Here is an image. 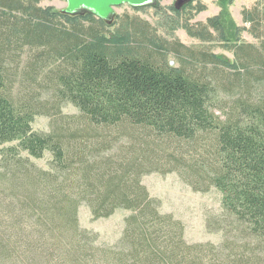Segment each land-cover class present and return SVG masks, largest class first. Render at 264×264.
I'll return each mask as SVG.
<instances>
[{
  "label": "trees",
  "instance_id": "obj_1",
  "mask_svg": "<svg viewBox=\"0 0 264 264\" xmlns=\"http://www.w3.org/2000/svg\"><path fill=\"white\" fill-rule=\"evenodd\" d=\"M39 1L0 0V144H8L0 148V264H264V5L244 16L256 23L257 45L240 42L224 15L202 25L217 31L233 60L199 52L201 60L245 76L222 118L209 76L148 52L136 56L118 33L105 39L114 20L41 8ZM23 46L35 49L21 69L27 81L36 84L51 67L48 112L47 104L18 103L12 94L7 61L20 63ZM62 101L80 116L59 117L51 132L32 128L36 115ZM105 132L133 144L102 155L114 148ZM46 153L44 170L30 158ZM152 171H176L194 191L220 193L221 213L207 228L223 232L221 243L186 242L181 221L161 212L141 183ZM82 204L93 219L130 212L115 245H99L96 233L80 227Z\"/></svg>",
  "mask_w": 264,
  "mask_h": 264
},
{
  "label": "rangeland",
  "instance_id": "obj_2",
  "mask_svg": "<svg viewBox=\"0 0 264 264\" xmlns=\"http://www.w3.org/2000/svg\"><path fill=\"white\" fill-rule=\"evenodd\" d=\"M154 1L157 5L134 8L123 4L114 8V24L103 32L105 39L110 38L113 33H118L119 36L116 37V40H120L121 45L131 46L134 49L132 52L136 56H145V52H148L153 56L163 57L174 67H179V65L186 67L185 70L191 74L209 76L208 79L219 88L220 101L217 103L218 107L215 112L223 118L222 113L242 93L245 76H241L242 72L234 73L233 70L219 65L216 61L211 63L207 57L206 61L201 60L199 52L211 53L217 56L219 61L232 63L233 60L232 52L218 37L217 31L202 25H206L209 18L224 15L223 20L233 23L230 30L234 32V29H237V38L240 42L257 45L258 39L251 32L252 27H256V23L253 21L252 25V23L244 21V16L253 8L258 10L262 8L264 0H194L180 13L174 11L175 0ZM37 5L41 8L49 7L54 10H62L66 6V0H40ZM202 6L204 9L201 10ZM203 30L206 32L204 36L201 33ZM142 34H147L149 38ZM178 45L193 50V55L187 51H181ZM175 46L180 50L179 52L173 51ZM159 47L162 51L158 49ZM34 53L35 49L32 47L23 46L20 50L22 55L19 58L20 63L12 60L7 61V69L11 78L10 87L18 103L25 98L24 102L30 99V102L34 104L36 102L41 105L47 104L45 110L48 112L50 109H54L52 107L54 93L50 87V75H46L50 72L51 67L46 68L43 75H39L36 84L27 81L29 76L24 75L21 70H26L29 62L32 64L30 60L33 59ZM227 87L232 89L229 93L221 90V88L227 90ZM253 89L260 92V88L253 87ZM261 89L264 90V87ZM78 116H80V112L76 107L62 101L59 109L52 111L49 115L43 113L36 115L32 128L36 131L51 132L54 130V122L59 117L76 118ZM102 134H106L109 139H112L114 146L112 150L104 152L102 155L112 152L119 154L121 149L126 148L125 146L133 144L132 141L120 135L107 132ZM101 141L98 140V143ZM6 145L8 144H0V148ZM30 159L38 168L45 170L48 168L50 154H44L41 159ZM141 183L148 190L149 195L159 201L161 212L171 214L175 219L181 221L186 242L215 245L221 243L223 232L207 228V221L221 213V195L215 188L211 187L207 192L194 191L176 171L164 174L155 171L149 172L141 176ZM129 213V211L119 208L107 218L93 219L88 207L82 204L78 208L77 216L81 228L98 235L97 243L99 245L112 246L120 239L124 228V218Z\"/></svg>",
  "mask_w": 264,
  "mask_h": 264
},
{
  "label": "water",
  "instance_id": "obj_3",
  "mask_svg": "<svg viewBox=\"0 0 264 264\" xmlns=\"http://www.w3.org/2000/svg\"><path fill=\"white\" fill-rule=\"evenodd\" d=\"M193 0H175L173 7L175 10L182 9ZM127 4L131 7H145L155 5L154 0H66V6L61 10L62 13L75 14L82 8L86 12L104 20L106 24H112L115 17L114 8Z\"/></svg>",
  "mask_w": 264,
  "mask_h": 264
},
{
  "label": "flooded vegetation",
  "instance_id": "obj_4",
  "mask_svg": "<svg viewBox=\"0 0 264 264\" xmlns=\"http://www.w3.org/2000/svg\"><path fill=\"white\" fill-rule=\"evenodd\" d=\"M64 8H65V7H64ZM64 8H63V9H64ZM65 14H67V13H65ZM84 14H88V13L86 12V10L80 8V9H78V10L75 12V14H72V15L78 16V15H84Z\"/></svg>",
  "mask_w": 264,
  "mask_h": 264
}]
</instances>
